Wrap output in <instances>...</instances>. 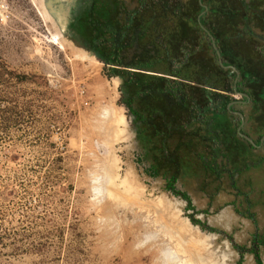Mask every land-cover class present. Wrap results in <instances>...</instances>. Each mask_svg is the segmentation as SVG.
<instances>
[{
	"label": "rangeland",
	"instance_id": "rangeland-1",
	"mask_svg": "<svg viewBox=\"0 0 264 264\" xmlns=\"http://www.w3.org/2000/svg\"><path fill=\"white\" fill-rule=\"evenodd\" d=\"M0 9V264H238L228 239L189 216L240 245L257 228L264 237V162L216 179L189 154L177 184L189 211L146 173L161 142L151 131L138 139L121 81L63 39L42 0H0ZM243 264L256 263L247 255Z\"/></svg>",
	"mask_w": 264,
	"mask_h": 264
},
{
	"label": "trees",
	"instance_id": "trees-1",
	"mask_svg": "<svg viewBox=\"0 0 264 264\" xmlns=\"http://www.w3.org/2000/svg\"><path fill=\"white\" fill-rule=\"evenodd\" d=\"M202 4L199 0H139L135 28L112 42L102 43L99 33L101 42L96 39L91 48L106 64L110 78L121 81V106L161 140L164 160L176 169L167 179L168 190L188 202L190 209H194L190 197L177 191L178 157L169 151L170 139L188 138L185 148L201 157L206 174L216 179L223 174L234 179L251 167L246 164L249 157H233L247 147L232 129L228 106L233 82L230 71L219 66L211 38L224 65L240 72L243 81L238 92L248 94L264 110V1L202 0ZM194 140L206 143L196 145ZM201 147L209 154L200 153ZM249 218L256 225L255 215ZM191 221L217 233L193 217ZM263 244L254 239L250 249L235 248L242 260L250 252L257 264H264Z\"/></svg>",
	"mask_w": 264,
	"mask_h": 264
},
{
	"label": "flooded vegetation",
	"instance_id": "flooded-vegetation-1",
	"mask_svg": "<svg viewBox=\"0 0 264 264\" xmlns=\"http://www.w3.org/2000/svg\"><path fill=\"white\" fill-rule=\"evenodd\" d=\"M83 2H84V4L81 5L79 10L75 14H73V20L71 22V29L73 31L77 32L78 34H80L81 31L84 33H87L89 35V38L86 39L87 40L86 42L90 45L91 48H93L95 46L96 41L100 40L101 38H103L102 43H104L106 41L112 42L114 40L113 38L118 39V38L125 37L124 36L125 32H130L131 29L135 28V21H136L135 18L137 16L136 11L139 8V0H131V4L137 3V6L132 7V8H129L127 6L128 3H125L124 0H83ZM204 15H205V13H203L200 18H202ZM83 24H84L85 29L82 27ZM99 33H101L100 34L101 38L98 39L97 36ZM212 39L213 38L210 39V44L215 51ZM100 42H101V40H100ZM215 44L217 46L216 41H215ZM105 47L109 48V47H111V45L110 46L105 45ZM103 49H106V48H103ZM103 49H101V50H103ZM137 49H139V47H137ZM217 49H218V47H217ZM103 52H104V50H103ZM216 55H217V53H216ZM223 63H224V61H223ZM105 66H106V64H105ZM219 66H220V64H219ZM220 67H221V69H223L225 71H230V77H231L230 81L233 82L234 92L232 94H229L230 97L232 98V102L228 106V110L230 111L229 119L231 121L232 129H234V133H236V132L238 133V138L240 139V141L243 144L246 145L247 149L249 148V150L251 152H255V154H258L260 156L259 159H257V162H253L252 159L254 156L252 157V155H250V151H249V153L247 152V149H246L245 153H242V155L237 154V155L233 156V157H249L248 158L249 160H247L246 164L251 166L248 169V170H250L251 168L260 166L264 162V119H262V117H263L262 115L264 114V110L261 106H257L248 94L238 92V90H237L238 85L242 83L243 79L241 77L240 72L237 70L236 67L225 66V65L223 67L222 66H220ZM234 68L236 69L237 72H234V70H233ZM233 76H235V78ZM120 89H121V85H120ZM132 118H133V124L135 125V128L137 130L136 135H137L138 139H140V137H143L144 135H146L148 133L147 127H146V125H144L140 121L136 122L135 117H132ZM246 137L250 138L254 142L255 146L252 145L249 141H247L245 139ZM159 141L161 142L160 139H159ZM172 141H177L176 144L174 145V147H172L170 145V142H172ZM202 143L205 144L206 142H203L202 140H194V144H196V145H200ZM180 144L182 146L183 145L184 146L179 149ZM187 144H188V138H186V137L183 139L182 138L181 139H178V138L170 139L168 142L169 151L175 152L176 157H178L179 174H181V172L183 170V165H184L185 161H187V157L189 154L192 157L199 158V160L202 164L201 167L206 174V171L204 170V167H203L204 166L203 161L200 159L201 157L197 156L195 153L194 154L189 153V150L187 148H185L187 146ZM161 150L162 149H160L161 157H159L158 162H156L155 165L153 164L152 166H150V168L146 170V173H148V175L152 178L162 177L166 182V185L164 186L166 192H169L172 195H174L170 190H168L167 179H170L173 177V175H175L176 169H174V166L172 164L167 163L164 160V155L161 153ZM200 150H202L201 153L204 152L206 155L209 154V151H207V149H205V148L201 147L199 149V151ZM151 152L153 153V151L149 150V156L153 157L154 155L151 154ZM184 153H185V155H183ZM260 153H263V154L261 155ZM222 158L223 157L219 158L218 163L221 164L223 162ZM166 167L171 168L169 178H167L166 174H163V172H164L163 170ZM244 171H246V170H244ZM224 175L225 174H223L222 176H224ZM179 180H180V176H179ZM179 180H178V182H179ZM178 182H177V184H178ZM176 187H177V185H176ZM177 191H179L178 188H177ZM182 193H186V192H182ZM186 194L190 197V195L188 193H186ZM174 196L179 197L182 200H184L180 196H177V195H174ZM211 198H213V196ZM190 199H191L192 206L194 207V209H190L188 202H186L185 200L184 201L188 205V210L194 212V211H196V208L194 206V203H193V200L191 197H190ZM237 211L244 218L247 217V214L248 215L252 214V213H249L247 210H246L247 212H241L239 210H237ZM191 217H193L195 219L194 216H189L190 221H191ZM248 218H249V216H248ZM201 223H203V222H201ZM203 224L206 225L207 223H203ZM195 226H197V225H195ZM197 227H199V226H197ZM208 228L217 231V234L221 235L222 238L228 239L232 243L235 250H236V248H235L236 245L242 246V247H247L248 249H250L252 247V245L248 247L245 245L237 244L235 242L233 235H231L225 231L215 229V228H211V227H208ZM210 233H213V232H210ZM254 239H257V241L264 242V237H263V235L259 234L258 228L256 229V233L253 237L252 244L254 242ZM263 247H264V244L261 245L260 252H261V259L264 263V260L262 257V248ZM237 253L240 255V253L238 251H237ZM247 255L252 256L255 260V263H256L255 256L249 252L244 256L243 260H242L241 255H240V260H239L238 264L241 262V260H242L241 263L243 264L245 261V257Z\"/></svg>",
	"mask_w": 264,
	"mask_h": 264
},
{
	"label": "water",
	"instance_id": "water-1",
	"mask_svg": "<svg viewBox=\"0 0 264 264\" xmlns=\"http://www.w3.org/2000/svg\"><path fill=\"white\" fill-rule=\"evenodd\" d=\"M42 2L47 13L53 19L56 27H58L63 39L71 43L76 49L86 52L91 57L100 61L98 55L91 49L90 45L83 40L77 32L71 29L73 14L81 7L80 0H42ZM200 3H202V0H200ZM212 42L217 53L219 64L223 67L224 63L221 53L217 49L214 39H212ZM233 70L237 72L235 68ZM245 139L255 146L250 138L246 137Z\"/></svg>",
	"mask_w": 264,
	"mask_h": 264
},
{
	"label": "bare ground",
	"instance_id": "bare-ground-1",
	"mask_svg": "<svg viewBox=\"0 0 264 264\" xmlns=\"http://www.w3.org/2000/svg\"><path fill=\"white\" fill-rule=\"evenodd\" d=\"M42 11V14H43V18H45L46 20H48V21H52V19H50V16H49V14L47 13V11H46V9H44V10H41ZM118 121H119V127H120V129H119V134L121 135V133H123V129L124 128H126V123L124 122V118H122V117H119L118 118ZM124 127V128H123ZM118 129V128H117ZM197 232H196V236L197 237H199L200 236V238L201 237H204L205 239H206V235H204V234H202V233H200V232H198L199 230L197 229V228H194ZM192 241V240H191ZM196 242H198V240L196 241ZM189 244V243H188ZM193 245V244H192ZM199 245V244H198ZM197 245V246H198ZM206 245V244H205ZM195 246V245H194ZM197 246H195L196 247V249H198L197 248ZM199 246H201V245H199ZM203 247V246H202ZM192 248V247H191ZM193 249V248H192ZM195 249V250H196ZM194 250V251H195ZM203 250V249H202ZM185 252H187V255L188 256H190V257H193V255H195L196 254V252H195V254H194V252H193V250H190V248H189V250H185ZM197 255V254H196ZM173 259V258H172Z\"/></svg>",
	"mask_w": 264,
	"mask_h": 264
},
{
	"label": "crops",
	"instance_id": "crops-1",
	"mask_svg": "<svg viewBox=\"0 0 264 264\" xmlns=\"http://www.w3.org/2000/svg\"><path fill=\"white\" fill-rule=\"evenodd\" d=\"M250 155H252V157H260L258 154H255V152H250ZM204 156H206V154Z\"/></svg>",
	"mask_w": 264,
	"mask_h": 264
},
{
	"label": "built area",
	"instance_id": "built-area-1",
	"mask_svg": "<svg viewBox=\"0 0 264 264\" xmlns=\"http://www.w3.org/2000/svg\"><path fill=\"white\" fill-rule=\"evenodd\" d=\"M0 12H1V9H0ZM1 17H2V18H1L2 20H1V21H3V20H4V17H3V16H1Z\"/></svg>",
	"mask_w": 264,
	"mask_h": 264
}]
</instances>
